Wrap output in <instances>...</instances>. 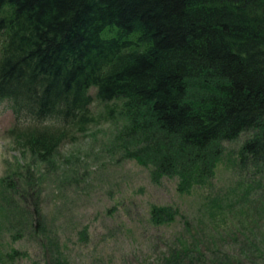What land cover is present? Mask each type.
I'll use <instances>...</instances> for the list:
<instances>
[{
	"label": "trees",
	"instance_id": "1",
	"mask_svg": "<svg viewBox=\"0 0 264 264\" xmlns=\"http://www.w3.org/2000/svg\"><path fill=\"white\" fill-rule=\"evenodd\" d=\"M95 100L122 120L114 142L124 157L155 183L176 179L182 195L208 192L224 144L249 133L238 151L239 199L264 220V0H0V103L12 110L17 143L51 162L95 124ZM7 180L0 196L9 227L36 235L52 264H69L29 183ZM181 216L154 206L150 222L165 227ZM255 224L236 229L254 252L264 246ZM187 239L170 243L168 264H231L244 253L210 256Z\"/></svg>",
	"mask_w": 264,
	"mask_h": 264
},
{
	"label": "rangeland",
	"instance_id": "2",
	"mask_svg": "<svg viewBox=\"0 0 264 264\" xmlns=\"http://www.w3.org/2000/svg\"><path fill=\"white\" fill-rule=\"evenodd\" d=\"M92 111L96 121L87 133L64 143L51 162L40 163L17 143L12 110L7 102L0 103V181L29 183L46 234L69 264H168V246L184 236L210 256L244 248L239 262L231 264H264V246L249 250L236 231L245 221H254L264 243L261 214L255 212L252 218L251 209L241 208L239 199L244 184L238 180V151L249 133L224 144L208 192L182 195L176 179L155 183L149 169L124 157L114 142L122 123L117 114L108 116L96 100ZM3 206L0 196V264H52L54 255L36 235L24 234L19 225L9 227L11 216ZM154 206H172L182 216L156 228L150 222ZM84 230L86 238L80 235ZM14 251L27 257L12 258Z\"/></svg>",
	"mask_w": 264,
	"mask_h": 264
}]
</instances>
